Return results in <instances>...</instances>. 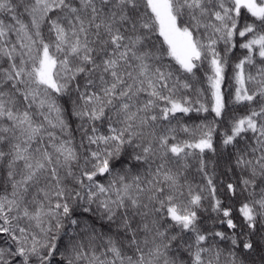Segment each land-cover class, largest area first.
Returning <instances> with one entry per match:
<instances>
[{"label": "snow or ice", "instance_id": "snow-or-ice-1", "mask_svg": "<svg viewBox=\"0 0 264 264\" xmlns=\"http://www.w3.org/2000/svg\"><path fill=\"white\" fill-rule=\"evenodd\" d=\"M0 264H264V0H0Z\"/></svg>", "mask_w": 264, "mask_h": 264}]
</instances>
